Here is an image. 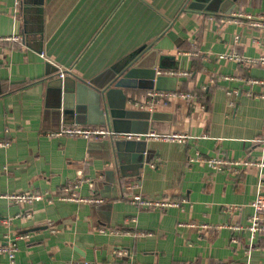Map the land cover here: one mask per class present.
I'll use <instances>...</instances> for the list:
<instances>
[{
  "label": "crops",
  "instance_id": "1",
  "mask_svg": "<svg viewBox=\"0 0 264 264\" xmlns=\"http://www.w3.org/2000/svg\"><path fill=\"white\" fill-rule=\"evenodd\" d=\"M191 2L0 0V36H19L0 41V246H16L12 258L0 250V264H264V232L246 229L264 194V66L229 57L264 56V27L246 17L264 20V0ZM134 66L114 107L137 132L184 140L143 138L140 154L122 137L48 134L114 130L92 91ZM152 68L174 75L161 82L174 89L148 87ZM59 76L92 90L65 113L55 107ZM158 90L176 94L148 103ZM153 111L162 116L147 119ZM209 157L254 163L216 170ZM71 182L101 201L62 198ZM27 191L43 197H9ZM135 195L178 205L140 206Z\"/></svg>",
  "mask_w": 264,
  "mask_h": 264
},
{
  "label": "built area",
  "instance_id": "2",
  "mask_svg": "<svg viewBox=\"0 0 264 264\" xmlns=\"http://www.w3.org/2000/svg\"><path fill=\"white\" fill-rule=\"evenodd\" d=\"M248 18L251 19L250 24L255 26H263L264 27V20L259 19H253L250 15L247 14ZM223 19V18H222ZM228 19V18H227ZM230 19H235L233 16H230ZM19 36L17 34L12 35H1L0 41L4 40H18ZM232 58H236L239 60H244L246 62H249L251 64H261L264 66V56H255V57H249V58H243L237 55L229 56ZM162 70H158V74L161 73ZM169 72V74H172L171 71H164ZM181 73V72H179ZM63 75L62 73H60ZM262 83H264V80H261ZM174 92H169L165 90H158V91H150L148 92V97H150L146 100L148 103L152 104L156 101H159L160 99H164L168 96H173ZM183 97H190L191 94L189 93H181L180 94ZM264 97V94H263ZM67 134V135H76V136H82L86 138H100L104 136H115V137H122L124 139H135L140 140L143 138H149V137H156L161 139H172V140H184L187 135L186 134H156L155 132L146 131V132H133V131H114L110 130L109 128L105 127H86V126H80V125H71V126H64L61 129L57 131H51L48 132L49 135H57V134ZM262 143L264 144V137L260 139ZM8 141L6 140H0V145L6 144ZM197 158H201L197 155ZM206 161L208 164L213 167L216 170H222L226 165H247V164H253L254 161L252 159H245V160H228L226 158L221 157H209L206 158ZM260 166L264 165V161L258 162ZM71 185L75 186V182H71L70 185H66L63 187V189L66 191V194L62 196V198L67 200H73V201H86V202H100V198L95 197H86V196H80L73 190H69ZM261 187L259 188L256 196L251 201V207L252 212L250 216L248 217V222L246 225V229L248 230L250 237L253 238L257 233L264 232V194L260 191ZM11 197L15 202L22 203V202H32L34 200H39L43 197V194L40 192H20L11 194ZM133 202L137 203L140 206L145 207H158V208H164L167 206H177L178 202L171 199H158V200H152V199H146L142 198L140 195L133 196ZM236 228H240V226H236ZM235 241V238L232 239ZM250 245H252V241H250ZM0 250L7 251L10 257L12 258L14 255V251L16 250L15 243H12L11 246H0ZM118 254L122 255L124 252L122 250L117 251ZM65 264H118L115 261L111 262H97V261H90V260H71L65 262Z\"/></svg>",
  "mask_w": 264,
  "mask_h": 264
},
{
  "label": "water",
  "instance_id": "3",
  "mask_svg": "<svg viewBox=\"0 0 264 264\" xmlns=\"http://www.w3.org/2000/svg\"><path fill=\"white\" fill-rule=\"evenodd\" d=\"M198 1H205V0H192V2L190 3V6L192 8H204L205 9V4L203 3H198ZM38 3H42V0H38ZM38 11H40L39 6L37 7ZM135 67H132L128 70H125L124 72L120 73V76H118L117 78H114L113 80H111L109 82V84L107 86H104L103 88H99V91H92L89 90V85L83 83V82H74V84L70 81H68L69 79L67 77L63 78V77H58L59 80V93L55 102V107L59 110L61 107L65 112L68 111L69 108H71L73 105V101L74 99L79 98L80 100H82L84 98V96L87 94V89L89 91H92L93 96L95 97V105H99L101 104L102 106V110L100 111V113L103 114L104 117V121H106V119L111 123L113 129L116 131H121V130H125V131H133V132H137V130H135V124L136 123H132V121H126V117L125 116H129V113H125L124 111L120 110L117 107H114L113 101H112V96L115 97V95H121L122 99L125 98V94L123 92V88L130 86L129 84V78L135 71ZM57 72H58V68H56ZM163 79L166 80H174L175 76L173 75H162V74H157V76L155 77V69L152 68L151 71V77L148 80V87H152L155 84V88L157 89H169V90H173L174 87H170V86H165L163 85L161 82ZM161 83V84H160ZM91 93V92H90ZM103 101H102V99ZM97 103V104H96ZM146 117H148L147 119H156L160 116H162V114L158 111H153V112H146ZM150 123V127H154L153 123ZM119 126H123L125 127L124 129H119ZM147 131V130H146ZM138 132H145V131H138ZM143 140H135V139H124L123 141H119L117 142V144L123 143V145H127L128 146H132V148H134L133 150H137L139 151V153L141 154L142 152V146H143ZM133 144V145H131ZM138 154H133L132 153V157H134L135 161L136 159L139 157L140 155ZM138 161V160H137ZM140 161V160H139Z\"/></svg>",
  "mask_w": 264,
  "mask_h": 264
}]
</instances>
